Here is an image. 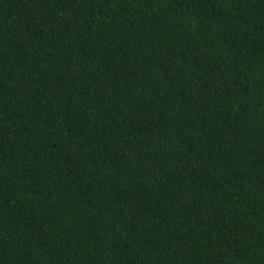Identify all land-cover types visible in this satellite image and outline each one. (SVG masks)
I'll use <instances>...</instances> for the list:
<instances>
[{"label":"trees","instance_id":"trees-1","mask_svg":"<svg viewBox=\"0 0 264 264\" xmlns=\"http://www.w3.org/2000/svg\"><path fill=\"white\" fill-rule=\"evenodd\" d=\"M0 264H264V0H0Z\"/></svg>","mask_w":264,"mask_h":264}]
</instances>
